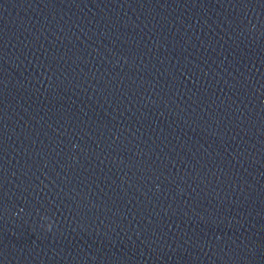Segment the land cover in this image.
Wrapping results in <instances>:
<instances>
[{
    "label": "water",
    "instance_id": "95a60500",
    "mask_svg": "<svg viewBox=\"0 0 264 264\" xmlns=\"http://www.w3.org/2000/svg\"><path fill=\"white\" fill-rule=\"evenodd\" d=\"M0 264H264V0H0Z\"/></svg>",
    "mask_w": 264,
    "mask_h": 264
},
{
    "label": "clouds",
    "instance_id": "9594fccd",
    "mask_svg": "<svg viewBox=\"0 0 264 264\" xmlns=\"http://www.w3.org/2000/svg\"><path fill=\"white\" fill-rule=\"evenodd\" d=\"M41 219L46 222L43 224L44 229L46 231H51L52 230V222L49 220V218L47 216H43Z\"/></svg>",
    "mask_w": 264,
    "mask_h": 264
}]
</instances>
